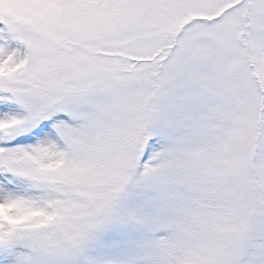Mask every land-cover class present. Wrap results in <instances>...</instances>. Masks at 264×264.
Segmentation results:
<instances>
[{"label": "snow or ice", "instance_id": "obj_1", "mask_svg": "<svg viewBox=\"0 0 264 264\" xmlns=\"http://www.w3.org/2000/svg\"><path fill=\"white\" fill-rule=\"evenodd\" d=\"M0 264H264V0H0Z\"/></svg>", "mask_w": 264, "mask_h": 264}]
</instances>
